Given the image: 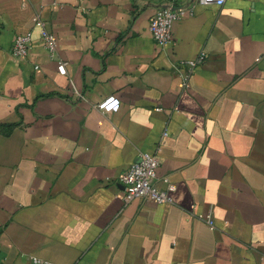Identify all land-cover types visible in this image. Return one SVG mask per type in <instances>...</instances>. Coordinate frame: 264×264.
<instances>
[{
	"label": "crops",
	"instance_id": "1",
	"mask_svg": "<svg viewBox=\"0 0 264 264\" xmlns=\"http://www.w3.org/2000/svg\"><path fill=\"white\" fill-rule=\"evenodd\" d=\"M170 1L0 0V264H264V0L194 2L159 45ZM139 152L171 202L123 199Z\"/></svg>",
	"mask_w": 264,
	"mask_h": 264
},
{
	"label": "built area",
	"instance_id": "2",
	"mask_svg": "<svg viewBox=\"0 0 264 264\" xmlns=\"http://www.w3.org/2000/svg\"><path fill=\"white\" fill-rule=\"evenodd\" d=\"M224 1L225 0H194L188 6H184L181 2L171 0L166 5L159 7L149 20L148 27L153 41L159 45L170 43L172 41V23L183 17L186 13H192L195 3L201 5H222ZM32 20L38 25L39 36L43 46L51 56H54L56 54L57 45L56 37L46 28L45 23L38 16H33ZM30 48L31 33L27 31L15 36L10 53L16 58L25 59L28 56ZM204 58L205 54L200 52L196 58L183 62V66L186 70L184 80L189 76L195 66L203 62ZM56 63L58 73L62 75L65 74V61L57 58ZM35 68H38V66L35 65ZM119 105L120 99L116 95L110 94L97 102L96 108L102 112H112L116 110ZM166 135L167 130L164 129L162 137ZM158 164L159 156L157 154L139 152L137 158L119 174L118 181L123 186V199L125 201L137 198L159 204L171 202V198L165 190L157 187L155 183ZM204 220L209 225L213 224L210 211L204 215ZM30 259L35 264H56L36 256H31Z\"/></svg>",
	"mask_w": 264,
	"mask_h": 264
}]
</instances>
